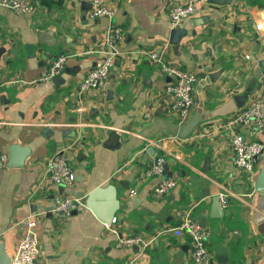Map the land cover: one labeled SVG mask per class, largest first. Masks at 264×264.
Returning a JSON list of instances; mask_svg holds the SVG:
<instances>
[{
	"label": "crops",
	"instance_id": "crops-1",
	"mask_svg": "<svg viewBox=\"0 0 264 264\" xmlns=\"http://www.w3.org/2000/svg\"><path fill=\"white\" fill-rule=\"evenodd\" d=\"M106 1L115 8L112 18L94 16L92 0H32L26 14L0 3V150L9 158L13 143L31 148L23 166L0 171L5 250L10 257L16 253L26 231L22 222L36 213L42 264H194L191 238L179 228L191 209L210 230V264H264V190L255 188L264 147L252 180L235 163L231 146L239 131L264 146V129L224 125L264 99V0ZM190 1L196 11L183 25L187 34L173 43L168 8ZM111 25L122 28V53L103 84L82 90L88 71L105 57ZM47 30L54 33L46 37L51 44L39 36ZM153 49L198 74L190 116L198 111L201 120L185 138L178 129L190 116L182 120L174 107L170 79L148 57ZM61 52L69 55L61 78L40 80ZM62 149L76 172L71 184H56L47 172V160ZM158 155L168 159L163 177L178 180L161 197L154 195L160 178L147 174ZM108 184L116 186L120 207L116 221L106 225L85 201ZM218 195L226 202L220 217L212 209ZM62 197L83 206L61 216L55 206ZM128 235L152 241L119 246Z\"/></svg>",
	"mask_w": 264,
	"mask_h": 264
},
{
	"label": "built area",
	"instance_id": "built-area-1",
	"mask_svg": "<svg viewBox=\"0 0 264 264\" xmlns=\"http://www.w3.org/2000/svg\"><path fill=\"white\" fill-rule=\"evenodd\" d=\"M94 16H108L112 18L115 8L106 0H92ZM1 5L12 9L16 13L26 14L33 10L34 4L32 0H0ZM196 11L194 2H179L168 8V16L171 22V28L183 27L185 21ZM122 28L117 25H111L108 29L106 49L104 59L93 66L85 78L80 83V89L87 90L97 88L103 84L110 76L115 59L122 53L117 47V40L120 38ZM95 48L92 52L99 51ZM149 59L159 65L162 73L170 80L166 84V89L174 96V107L180 113L181 119L186 120L195 105V87L198 80L196 71L182 67L168 58L163 50L153 49L148 52ZM68 53L61 52L51 62L50 66L45 69L40 80H51L55 76L62 73L67 60ZM0 64V74H1ZM16 81V80H15ZM35 81V80H33ZM19 78L18 82H33ZM253 124L258 130L264 129V99L258 98L251 101L238 112L231 114L224 121V125L228 127H236L238 125ZM231 146L234 152V161L241 166L249 175L250 179H255V157L263 150V144L258 140H251L242 132H236L231 138ZM8 154L0 150V171L7 165ZM168 159L164 155H158L152 162L147 171L148 175H156L160 178L155 185L154 195L161 197L168 194L178 185L175 177H163V173L167 167ZM47 172L50 179L56 184H71L76 180V172L72 167L69 156L65 149L57 151L47 160ZM131 193H136L131 190ZM222 202L225 200L222 197ZM83 206V202L79 199L71 197H62L58 199L55 211L61 216H69L73 211ZM184 219L179 228L188 234L191 238V260L194 264H210L209 237L210 230L202 225L193 215L192 210H187ZM40 215L34 213L28 216L22 223L25 226V234L17 251L11 256L10 264H42L40 261V238L36 231L38 225V217ZM114 216L111 222H115ZM106 225L108 223H105ZM152 241V240H150ZM146 242L140 235H128L118 239L119 246L132 248L135 245L145 246Z\"/></svg>",
	"mask_w": 264,
	"mask_h": 264
},
{
	"label": "water",
	"instance_id": "water-1",
	"mask_svg": "<svg viewBox=\"0 0 264 264\" xmlns=\"http://www.w3.org/2000/svg\"><path fill=\"white\" fill-rule=\"evenodd\" d=\"M211 4L223 5L228 4L231 0H208ZM187 34V29L184 27L176 28L171 30V42L178 43L181 38ZM40 39L44 42L51 44L49 38L50 36L54 39V33L52 30H47L39 33ZM3 47H0V53L3 50ZM262 64L264 66V60H262ZM61 76H55L53 78L54 81H58ZM111 95V92H108ZM244 95V96H243ZM237 97V101L242 103L246 94ZM201 120V115L198 111H195L188 120L182 122L178 129V137L185 138L189 136L194 128L199 124ZM114 132L110 134L109 143L112 141V137L114 136ZM31 152V148L29 146H23L18 143H13L9 146V158L7 164L9 166L20 167L23 166L25 160L29 153ZM257 156L255 157L256 160ZM208 160V159H207ZM166 172V169L164 173ZM255 188L258 190H264V166L261 168L260 172L257 175ZM85 204L88 208H90L94 214L104 223H110L113 217L116 214V211L120 207L118 191L115 185L108 184L107 186H97L94 188L87 196ZM212 209L215 210L214 216L220 217L224 215V208H222V202L220 196H215L212 200ZM76 212V210H75ZM11 257L8 252L5 250V245L2 241H0V264H10Z\"/></svg>",
	"mask_w": 264,
	"mask_h": 264
}]
</instances>
